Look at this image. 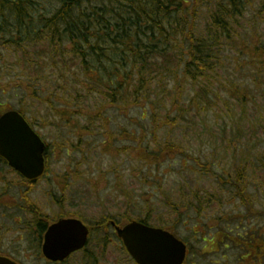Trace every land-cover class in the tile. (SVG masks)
I'll use <instances>...</instances> for the list:
<instances>
[{
  "label": "trees",
  "instance_id": "obj_1",
  "mask_svg": "<svg viewBox=\"0 0 264 264\" xmlns=\"http://www.w3.org/2000/svg\"><path fill=\"white\" fill-rule=\"evenodd\" d=\"M0 14V61L1 48L8 45L21 52L47 41L57 53L61 45H68L70 59L77 62L88 83L85 97L97 91L107 105L122 112L141 110L143 121L150 117L153 129L139 123L151 137L145 138L142 132L131 147L140 161L159 167L170 159L186 158L194 164L187 172L215 176L217 186L239 201L238 211L223 225L224 233H214L215 238L200 234L204 245L235 248L241 264L264 263V208L256 207L252 193L255 185L264 186V152L254 159L251 154L257 147L252 144L259 138L257 127L264 128V112L255 110L256 122L250 119L247 127L242 126L247 110L256 109L258 102L249 89H261L259 99L264 101V0H0ZM38 23L42 28L34 30ZM231 91L242 115L230 120L234 135H224L223 148L240 157L231 171L217 175L215 160L194 157L183 142L170 132L160 137L159 130L187 123L200 138L210 136L214 141V133L204 134V116L213 114L219 125V102L229 107ZM0 161L7 165L1 157ZM20 180L25 201L17 207L31 216L23 230L35 236L39 247L52 218L28 195L35 184ZM186 187H179L178 203L166 198L174 214L181 215L182 204L186 214L195 205L199 217L205 205L223 201L221 195L203 200ZM137 220L151 224L147 215ZM173 225L160 226L175 231ZM99 227L94 225L95 230ZM194 234L198 235L196 230ZM206 246L202 253H208Z\"/></svg>",
  "mask_w": 264,
  "mask_h": 264
},
{
  "label": "rangeland",
  "instance_id": "obj_2",
  "mask_svg": "<svg viewBox=\"0 0 264 264\" xmlns=\"http://www.w3.org/2000/svg\"><path fill=\"white\" fill-rule=\"evenodd\" d=\"M45 6L49 7V2ZM41 28L38 23L34 30ZM1 52L0 113L9 108L23 109L49 144L47 172L28 192L32 202L52 220L63 215L80 216L87 225L108 226L112 235L107 237L96 231L88 251L72 256L70 264H135L107 223L146 215L155 226L174 224L178 237L187 239L193 248L189 264L191 261L210 264L212 260L241 264L235 248L224 249L222 244L217 247L212 243L206 246L200 235L203 232L215 238L214 233H224L223 225L238 211L239 201L231 199L217 186L215 176L187 172L189 165L194 164L186 158L170 159L159 167L140 161L131 147L136 145L140 133L144 132L145 138L151 137L139 123L143 121L142 111L133 108L122 112L104 103V97L95 94L97 91L85 97L88 83L77 62L70 59L68 45L58 48L61 55L47 41L28 45L21 52L8 45ZM262 92L249 89V95L258 96V102L256 109L247 110L243 127L248 126L246 121L250 119L256 122L255 110L264 112V101L259 99ZM233 93L229 96V107L219 102V125L215 124L213 114L204 116V134L214 133V141L210 136L200 138L187 123L173 130L171 126L160 129V137L170 132L194 157L215 160L213 169L217 175L231 171L232 163L240 155L223 148L224 135H234L230 120H239L242 115ZM143 122L145 128L153 129L150 117ZM257 131L259 138L252 142L257 144L251 152L253 159L261 150L264 152V128L258 126ZM181 184H186L187 190L196 191L203 200H214V195H221L223 201L217 206L214 202L205 205L199 217H196L195 205L186 214L182 204L181 215L174 214L166 198L178 203L182 197ZM22 192L20 176L0 161V254L10 255L21 264H47L41 263L43 257L35 236L23 230L31 216L17 207L25 201ZM252 193L256 207L264 208V186L255 185ZM202 246H206L208 253L201 252Z\"/></svg>",
  "mask_w": 264,
  "mask_h": 264
},
{
  "label": "water",
  "instance_id": "obj_3",
  "mask_svg": "<svg viewBox=\"0 0 264 264\" xmlns=\"http://www.w3.org/2000/svg\"><path fill=\"white\" fill-rule=\"evenodd\" d=\"M45 150V142L19 111L0 116V155L24 177L32 180L44 173ZM117 232L138 264H183L186 259V244L169 230L133 221ZM88 235L80 219H61L47 229L43 253L52 261L64 260L86 245ZM0 264L18 263L0 255Z\"/></svg>",
  "mask_w": 264,
  "mask_h": 264
},
{
  "label": "flooded vegetation",
  "instance_id": "obj_4",
  "mask_svg": "<svg viewBox=\"0 0 264 264\" xmlns=\"http://www.w3.org/2000/svg\"><path fill=\"white\" fill-rule=\"evenodd\" d=\"M28 121L30 122V124L32 125V127L36 130V128H35V126L33 125V123L28 119ZM37 131V130H36ZM38 132V131H37ZM39 133V132H38ZM40 134V133H39ZM41 135V134H40ZM47 156H48V154H47V152H46V158H47ZM46 174V173H45ZM28 181V180H27ZM30 183H34V184H36V182H37V180H32V181H29ZM65 217H70V216H62V217H59L58 219H60V218H65ZM57 219V220H58ZM110 221V225L113 227V228H111V231H112V234H113V236H114V234H115V227H114V225H113V221L114 220H109ZM116 222V221H115ZM48 227V226H47ZM47 229V228H46ZM108 229H109V227H102V226H100L99 228H97L96 230H95V233H96V231H98V232H103V234H104V236H112L111 235V232H108ZM94 233V234H95ZM91 234H93V233H91ZM90 239H91V235H90V237H89V241H90ZM85 251H86V249H84L83 251H80V252H78V253H81V252H84L85 253ZM44 262H46L47 264H67V263H69L70 264V257L68 258V259H66L65 261H61V262H50V261H48V260H46V259H44V258H42V260H41V263H44ZM19 264H21V262H18ZM192 264H195V262L194 261H192L191 262ZM208 263H210V264H227V262L226 261H222V260H212V261H209Z\"/></svg>",
  "mask_w": 264,
  "mask_h": 264
}]
</instances>
